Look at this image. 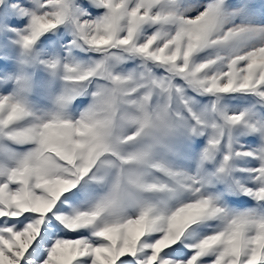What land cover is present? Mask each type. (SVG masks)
<instances>
[{
  "label": "snow or ice",
  "instance_id": "snow-or-ice-1",
  "mask_svg": "<svg viewBox=\"0 0 264 264\" xmlns=\"http://www.w3.org/2000/svg\"><path fill=\"white\" fill-rule=\"evenodd\" d=\"M0 264H264V0H0Z\"/></svg>",
  "mask_w": 264,
  "mask_h": 264
},
{
  "label": "rangeland",
  "instance_id": "rangeland-1",
  "mask_svg": "<svg viewBox=\"0 0 264 264\" xmlns=\"http://www.w3.org/2000/svg\"><path fill=\"white\" fill-rule=\"evenodd\" d=\"M45 103L50 104V102H47V101ZM21 150H23V149H21ZM96 191H97V194H102L105 191V189L100 188L99 186H96Z\"/></svg>",
  "mask_w": 264,
  "mask_h": 264
}]
</instances>
